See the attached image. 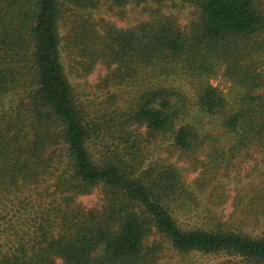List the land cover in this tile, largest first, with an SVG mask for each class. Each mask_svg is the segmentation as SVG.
I'll list each match as a JSON object with an SVG mask.
<instances>
[{
	"label": "trees",
	"instance_id": "trees-1",
	"mask_svg": "<svg viewBox=\"0 0 264 264\" xmlns=\"http://www.w3.org/2000/svg\"><path fill=\"white\" fill-rule=\"evenodd\" d=\"M66 1L134 2L151 14L127 29L71 21L72 71L106 67V106L93 112L61 60ZM148 1L0 0V264H161L167 252L264 264V230L179 220L198 198L160 156L204 168L201 188L223 163L264 158V0H185L186 27ZM219 64L243 90L238 109L204 81ZM257 195L239 211L264 213Z\"/></svg>",
	"mask_w": 264,
	"mask_h": 264
},
{
	"label": "rangeland",
	"instance_id": "rangeland-1",
	"mask_svg": "<svg viewBox=\"0 0 264 264\" xmlns=\"http://www.w3.org/2000/svg\"><path fill=\"white\" fill-rule=\"evenodd\" d=\"M154 8H159L162 13L172 16L178 22L186 27L192 19L193 9L185 3V0H149L146 3ZM145 4L128 3L126 6H112L105 1L98 3L97 7L78 8L66 1L62 7V21L60 23V35L62 39V62L68 74L77 99H83L84 105L93 109L105 108V98L108 93L101 90L98 85L101 78L106 74L105 66L97 68L87 77H79L72 71L69 60L68 39L71 21L80 18H88L94 21L99 28L102 22H109L120 29H127L140 21H147L151 14L144 10ZM206 84L217 87L223 94L228 109H238L243 90L235 86L227 77H225V65L219 64L217 71L212 77H204ZM95 100V103H93ZM123 105V104H119ZM94 115V113H93ZM163 160L172 162L180 166L184 171V177L192 191L197 196L198 210L191 214L179 213V220L183 224H202L207 222L209 217L220 222L230 223L233 226H241L246 232L259 235L264 230V213L258 215H249L239 206L237 201L243 199L250 200L251 197L258 196L257 193L264 194V158L255 156L254 158L235 159L234 165L227 168L223 163L212 176H208L207 186L204 188L194 184L195 180L200 177L204 168H194L192 163L185 160L178 153L169 155L161 153ZM181 157L182 159H179ZM201 159L206 157L203 154ZM100 190L95 191L94 195L83 198V202L88 207L94 206L98 202ZM250 198V199H249ZM247 204H245L246 207ZM244 207V208H245ZM187 222H184V221ZM215 257L192 254L183 257L175 252H167L165 257L160 261L161 264H213L216 262Z\"/></svg>",
	"mask_w": 264,
	"mask_h": 264
}]
</instances>
